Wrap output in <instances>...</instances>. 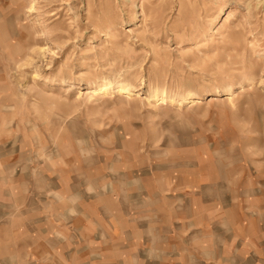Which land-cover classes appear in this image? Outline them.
Instances as JSON below:
<instances>
[{
	"label": "rangeland",
	"instance_id": "rangeland-1",
	"mask_svg": "<svg viewBox=\"0 0 264 264\" xmlns=\"http://www.w3.org/2000/svg\"><path fill=\"white\" fill-rule=\"evenodd\" d=\"M0 264H264V0H0Z\"/></svg>",
	"mask_w": 264,
	"mask_h": 264
},
{
	"label": "bare ground",
	"instance_id": "bare-ground-1",
	"mask_svg": "<svg viewBox=\"0 0 264 264\" xmlns=\"http://www.w3.org/2000/svg\"><path fill=\"white\" fill-rule=\"evenodd\" d=\"M106 89H107V88H106ZM106 89H105V90H106ZM124 92H126V93H128V94L130 93L129 91H124ZM128 94H127V95H128ZM229 99H231V98H229Z\"/></svg>",
	"mask_w": 264,
	"mask_h": 264
}]
</instances>
